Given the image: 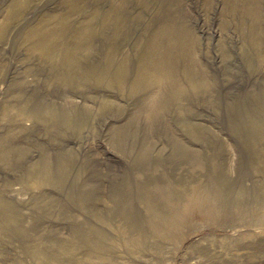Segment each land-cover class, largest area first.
<instances>
[{"label":"rangeland","instance_id":"rangeland-1","mask_svg":"<svg viewBox=\"0 0 264 264\" xmlns=\"http://www.w3.org/2000/svg\"><path fill=\"white\" fill-rule=\"evenodd\" d=\"M250 4L86 0L71 20L68 45L92 22L96 34L80 52V69L102 66L115 47L116 59L129 60L122 90L100 81L63 83L61 58L54 65L33 48L27 34L55 26L68 0H0V26L7 25L0 35V264H264V0L258 21ZM163 12L195 36L210 85L169 97L150 117L154 89L132 92L129 85ZM107 14L116 23L104 26ZM36 105L75 124L17 113ZM196 184L233 189L210 213L198 205L173 239L153 232L146 191L172 185L189 194ZM101 234L104 248L90 249L86 240ZM40 250L52 256L40 259Z\"/></svg>","mask_w":264,"mask_h":264},{"label":"bare ground","instance_id":"bare-ground-1","mask_svg":"<svg viewBox=\"0 0 264 264\" xmlns=\"http://www.w3.org/2000/svg\"><path fill=\"white\" fill-rule=\"evenodd\" d=\"M239 1L243 3L251 2L253 7H251L250 9V13H252L258 21V18L260 16V9H261V8L259 9L260 7L259 0H239ZM85 3L86 0H68V10L66 11V13L61 14L62 16L61 15L59 17L57 16L58 18L56 19L57 22H55L56 23L55 26L46 28L44 30L38 26L33 28L30 31V34L27 33L26 34L29 37L31 35V38L33 39L34 42L33 48L39 51L38 53L44 56L52 64L56 65V63H58L57 62L58 57L61 58L60 63L62 67H60L61 73L59 79L63 83L73 84L75 83L76 80H77L76 82H86L89 80L100 81L103 83L106 82L109 85H117L118 88H121L123 90L126 87V82H127L126 78L129 72V64H128L129 60L126 57H123L121 59H116L115 47L109 48V50L106 52V56L104 59L105 62L102 66L101 65L95 66L87 70L83 69V71H81L82 69H80L82 63L80 52L83 50L82 48L84 47L89 50V46L91 45L92 40L96 34L97 29L96 26L94 27L92 25L93 24L92 22H91L92 24L88 22L86 23L84 22V24H82L81 26L79 25L80 26V27L78 26L79 31H77L76 33L74 32L75 36H73V37L77 36L78 43H75L74 44L75 46L73 47L72 45L71 46L68 45L69 43L67 41L66 34L71 28V22H72L71 20L73 16L84 7ZM14 14L16 13L13 10L11 15ZM159 18L158 19L160 23L158 24L156 29L153 30V32H151L147 42L145 43L144 48L146 49L143 50L141 54V59H140L141 63L137 75L129 85L130 90L132 92H145L147 90L154 89V94L151 96L152 98L150 100V104L155 110L150 111L148 113L150 117L154 116V114L157 113L158 109L164 108L166 104V100L169 97H175L177 99L178 97L183 95L186 91H198V89L206 86L208 87V85H210V83L208 84V82L203 78L205 71L202 67H200L198 63L196 38L193 35V33L190 32L185 25L179 24L180 23L179 21L178 23L177 20H173L172 18L175 17L172 16L171 13L163 12V14ZM115 20H116L115 15L107 14L106 16H104L103 25L106 26L110 23H116ZM6 27H7L6 24L0 26V35L6 32ZM260 33L261 30L259 29L258 25H256L252 33L255 40L258 39ZM119 35H120L119 29L115 30L113 37L115 38L118 37ZM141 45L143 46L144 44ZM256 46L258 45L256 44ZM181 62H183L182 65ZM181 74L185 78V81L183 82L179 78ZM37 106L38 105H36L35 110H33L32 108L31 111L25 107L22 108L20 107L19 108L20 112L17 113L24 114L25 117L33 120L34 122L38 120H45L53 124H56L57 122H64V123L67 122V124L70 125L75 124V122L72 119H70L67 114H62V113L60 114L54 108L41 109L38 108ZM262 136L258 140L261 141V143L262 141L264 142V137ZM113 141L115 143H119V139L115 136L113 137ZM253 144L255 145L257 143H253ZM250 145L251 144H249V146ZM45 162L43 161V163ZM64 165L66 164L64 163ZM45 169H47L46 165H45ZM261 169L262 172L264 173V167H261ZM41 173H44V171ZM44 179L46 180V177ZM34 182H36L37 186L41 185L39 180L37 179ZM42 182L44 181H41V183ZM261 185L264 192V181ZM219 187L220 186L218 184L215 185L214 187L208 185H202V186L200 185V187L198 188V184H196V186L193 187L192 190H190L191 192H189V194H186L183 191H179L178 189H175L172 185H168L166 187H159L155 192L146 191L143 198L150 210L148 217L149 228L158 235L172 238L175 234H177L183 229L184 225H186L185 223L188 219V216L191 215L193 212H198L197 211L198 205L200 206V208H204L203 210L209 213L210 211L219 208L220 203L222 201V197L226 196L227 195L226 193L232 192L233 189L232 186L228 189L219 188ZM3 202L0 201L1 211L5 210L4 209L5 205L3 204ZM125 202H127V200ZM224 204L227 205L226 203ZM129 206L131 205H128V207ZM124 210H126V208ZM6 212L8 213L7 210ZM124 219L126 220L129 219L128 215H124ZM130 220L132 224L137 225V223H135L136 221L134 222L132 219ZM99 238L98 240H95L93 238L92 241L90 239L86 240L88 244L92 243L90 245V249L101 250L104 248L105 246L104 242L107 241L106 235L101 234ZM36 254L37 257L40 259H48L52 256L44 253V251L42 250H40V252L37 251ZM102 263L103 262H100L98 264H102Z\"/></svg>","mask_w":264,"mask_h":264}]
</instances>
